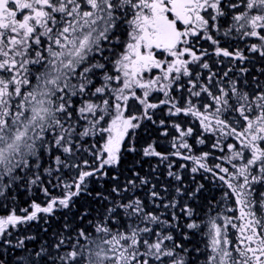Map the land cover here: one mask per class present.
I'll return each instance as SVG.
<instances>
[{
  "label": "snow or ice",
  "instance_id": "6c2138e0",
  "mask_svg": "<svg viewBox=\"0 0 264 264\" xmlns=\"http://www.w3.org/2000/svg\"><path fill=\"white\" fill-rule=\"evenodd\" d=\"M0 264H264V0H0Z\"/></svg>",
  "mask_w": 264,
  "mask_h": 264
}]
</instances>
